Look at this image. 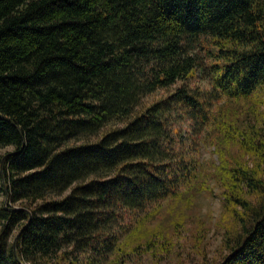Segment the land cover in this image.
<instances>
[{"label":"trees","instance_id":"trees-1","mask_svg":"<svg viewBox=\"0 0 264 264\" xmlns=\"http://www.w3.org/2000/svg\"><path fill=\"white\" fill-rule=\"evenodd\" d=\"M5 146L0 264L160 259L210 179L216 264H264V0H0Z\"/></svg>","mask_w":264,"mask_h":264},{"label":"rangeland","instance_id":"rangeland-1","mask_svg":"<svg viewBox=\"0 0 264 264\" xmlns=\"http://www.w3.org/2000/svg\"><path fill=\"white\" fill-rule=\"evenodd\" d=\"M200 79L195 77L190 80L191 83L204 85ZM246 110L237 111L240 121L250 117L245 113ZM12 149L13 146L0 147V154H5ZM236 150V147L231 146L229 153H235ZM199 152L203 166L206 169L213 168L212 160H216L217 163V154L209 140L200 145ZM209 185L213 187L212 192L205 190L196 193L189 198V203L168 200L150 223L167 226L165 228H167L171 239L168 252L163 253L160 259H156L149 253H145L142 257L127 255L124 257L125 261H120L117 264H216L221 261L228 252L223 240L225 229L231 225L232 219L224 215L219 189L213 183V179H210ZM2 201L4 198L0 195V204ZM171 216L172 218L178 216L183 221V227L179 233L175 234L168 222L163 223ZM16 233L15 229L10 237L11 241H14Z\"/></svg>","mask_w":264,"mask_h":264},{"label":"water","instance_id":"water-1","mask_svg":"<svg viewBox=\"0 0 264 264\" xmlns=\"http://www.w3.org/2000/svg\"><path fill=\"white\" fill-rule=\"evenodd\" d=\"M2 164H3V161L1 162V167H2ZM14 209H18V208H14ZM16 240H17V236L14 238V241H13V245H14V254H15L16 258H17L18 260H20L19 257H18V255H17L16 248H15Z\"/></svg>","mask_w":264,"mask_h":264}]
</instances>
